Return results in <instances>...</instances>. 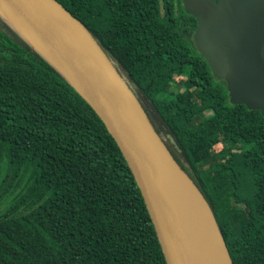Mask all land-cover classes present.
<instances>
[{
	"label": "trees",
	"instance_id": "1",
	"mask_svg": "<svg viewBox=\"0 0 264 264\" xmlns=\"http://www.w3.org/2000/svg\"><path fill=\"white\" fill-rule=\"evenodd\" d=\"M56 1L84 23L147 99L140 101L158 133L183 152L189 168L168 146L212 207L233 263L264 264V117L231 104L195 45L198 22L182 0ZM211 124L226 145L218 151L197 141L214 134ZM0 264H167L104 122L1 16Z\"/></svg>",
	"mask_w": 264,
	"mask_h": 264
},
{
	"label": "water",
	"instance_id": "2",
	"mask_svg": "<svg viewBox=\"0 0 264 264\" xmlns=\"http://www.w3.org/2000/svg\"><path fill=\"white\" fill-rule=\"evenodd\" d=\"M198 22L194 42L230 102L264 117V0H182ZM0 16L93 108L140 188L167 264H200L176 185L205 215L221 264H234L208 200L156 130L139 91L89 29L56 0H0Z\"/></svg>",
	"mask_w": 264,
	"mask_h": 264
},
{
	"label": "bare ground",
	"instance_id": "3",
	"mask_svg": "<svg viewBox=\"0 0 264 264\" xmlns=\"http://www.w3.org/2000/svg\"><path fill=\"white\" fill-rule=\"evenodd\" d=\"M176 189L200 249V264H221L219 249L207 226L203 210L190 198V191L184 183L178 181Z\"/></svg>",
	"mask_w": 264,
	"mask_h": 264
},
{
	"label": "rangeland",
	"instance_id": "4",
	"mask_svg": "<svg viewBox=\"0 0 264 264\" xmlns=\"http://www.w3.org/2000/svg\"><path fill=\"white\" fill-rule=\"evenodd\" d=\"M171 88L176 93H180V92L181 93H184V91H185V89H183L181 91H178L174 82H172ZM185 95H187V94H185ZM188 98H189V101H192L190 97H188ZM140 100L144 104H147V105L149 104L148 101H147V99L142 94H140ZM212 114H213V111L212 110L207 111V116L208 117H211ZM209 127H210V130H212V132L214 134L211 135V136H209V137H207V136H205L204 133L200 132V133L197 134V141L198 142H202V143L206 142V144L213 146V148H210V149H214L216 151L225 148L226 145L222 142V132H221V129L219 128V126L211 124V125H209ZM161 137L165 141L168 142V145L167 146H169L170 148L173 149V151L175 152V156H177L180 159V161L182 162V164L186 168H189V165H188V162L186 160L185 155L183 154V152L180 149H178V147H176V144L173 141V139L168 134H166V133L162 134ZM167 142H166V144H167ZM211 146H208V147H211Z\"/></svg>",
	"mask_w": 264,
	"mask_h": 264
},
{
	"label": "flooded vegetation",
	"instance_id": "5",
	"mask_svg": "<svg viewBox=\"0 0 264 264\" xmlns=\"http://www.w3.org/2000/svg\"><path fill=\"white\" fill-rule=\"evenodd\" d=\"M134 88V87H133ZM138 97H140V94H138Z\"/></svg>",
	"mask_w": 264,
	"mask_h": 264
}]
</instances>
